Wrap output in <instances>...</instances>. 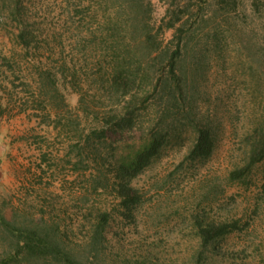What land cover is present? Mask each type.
Returning <instances> with one entry per match:
<instances>
[{
    "label": "rangeland",
    "instance_id": "rangeland-1",
    "mask_svg": "<svg viewBox=\"0 0 264 264\" xmlns=\"http://www.w3.org/2000/svg\"><path fill=\"white\" fill-rule=\"evenodd\" d=\"M0 100L2 264H264V161L230 178L264 124V0H0Z\"/></svg>",
    "mask_w": 264,
    "mask_h": 264
},
{
    "label": "trees",
    "instance_id": "trees-1",
    "mask_svg": "<svg viewBox=\"0 0 264 264\" xmlns=\"http://www.w3.org/2000/svg\"><path fill=\"white\" fill-rule=\"evenodd\" d=\"M26 37L27 34H25L23 30L15 34L16 41H19V43L22 44L23 48L27 42ZM4 59L7 60V57H4ZM171 66L173 65L171 64ZM171 71H173V67ZM4 110L5 109L3 108L0 100V114H4ZM130 113V110H127L126 116L130 115ZM126 120L128 119L123 118V120L119 121L117 127L121 128L124 123L123 121ZM129 121L131 120L129 119L126 122ZM161 146L162 145L159 139H153L151 142L141 148L127 163L123 164L119 168L117 177L121 180L120 194L122 195L123 203L125 205L129 206L130 201L133 199L130 195L131 191H133V188L130 186L131 181L138 174H140L153 159L157 157L160 152ZM213 150L214 139L212 136V132L209 129H201L198 131L196 139L188 152L187 159L204 162L211 157ZM263 161L264 124L255 131V135L252 136V140L249 142L246 152L244 153L242 164L230 173V178L233 181L243 179L247 176V174H249V172L255 165ZM236 225L237 224L235 222L221 223L218 225L214 223H209L207 225L200 224L198 226V235L204 245H209L215 239L226 236L235 231L237 229ZM24 246L26 248L34 250V238L30 235H25ZM0 264L2 263L0 262Z\"/></svg>",
    "mask_w": 264,
    "mask_h": 264
}]
</instances>
